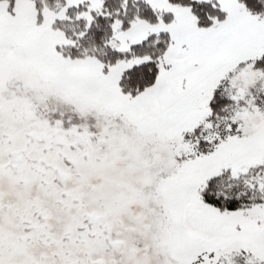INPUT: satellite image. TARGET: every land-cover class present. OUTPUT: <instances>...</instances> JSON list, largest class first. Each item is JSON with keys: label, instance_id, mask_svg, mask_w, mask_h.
Here are the masks:
<instances>
[{"label": "snow or ice", "instance_id": "snow-or-ice-1", "mask_svg": "<svg viewBox=\"0 0 264 264\" xmlns=\"http://www.w3.org/2000/svg\"><path fill=\"white\" fill-rule=\"evenodd\" d=\"M0 264H264V0H0Z\"/></svg>", "mask_w": 264, "mask_h": 264}]
</instances>
